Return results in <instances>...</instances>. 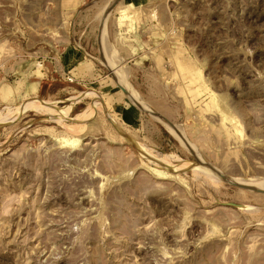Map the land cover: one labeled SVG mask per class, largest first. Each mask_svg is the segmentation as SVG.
I'll return each mask as SVG.
<instances>
[{
    "label": "rangeland",
    "instance_id": "374dc122",
    "mask_svg": "<svg viewBox=\"0 0 264 264\" xmlns=\"http://www.w3.org/2000/svg\"><path fill=\"white\" fill-rule=\"evenodd\" d=\"M112 1L0 0V264H264V0Z\"/></svg>",
    "mask_w": 264,
    "mask_h": 264
},
{
    "label": "bare ground",
    "instance_id": "6f19581e",
    "mask_svg": "<svg viewBox=\"0 0 264 264\" xmlns=\"http://www.w3.org/2000/svg\"><path fill=\"white\" fill-rule=\"evenodd\" d=\"M113 2V1H112ZM111 2V3H112ZM110 3V2H109ZM108 3V5H110ZM107 7V6H106ZM131 99V98H130ZM90 111H91V109H90ZM89 113V112H88ZM160 121V120H159ZM162 123V122H161ZM164 127L166 128V129H168L169 131H171L172 132V135H174L175 137H177V140H180L181 138H178L179 136H176V135H178L177 133H179V131H178V128H176L175 126H173V127H170V126H168L167 124H165L164 123ZM178 131V132H177ZM171 134V133H170ZM180 135V134H179ZM183 137V136H182ZM176 139V138H175ZM184 140V139H183ZM182 141V140H181ZM180 142V141H179ZM185 143H187L186 141L183 143V144H185ZM142 147L140 146V149H141ZM143 149V148H142ZM143 151H145V150H143ZM144 153V152H143ZM147 155V154H146ZM151 157V156H150ZM153 157V156H152ZM166 158V159H165ZM167 158L168 157H164V159H162V160H164L163 162H165V160L167 161ZM170 159V158H169ZM200 161V163H201V165H205L201 160H199ZM162 162V163H163ZM167 162H169V161H167ZM158 163H160V162H158ZM162 163H160V164H162ZM166 163V162H165ZM164 163V164H165ZM166 164H168V163H166ZM169 164H171V163H169ZM195 170V169H194ZM173 171V170H172ZM205 171H207V170H205ZM216 178V177H215ZM217 179V178H216ZM255 184V183H254ZM248 185V184H247ZM250 185H252V184H250ZM249 186V185H248ZM253 186V185H252ZM257 186V185H256ZM259 187H261L260 189H263V191H264V186L262 187L261 185L259 186Z\"/></svg>",
    "mask_w": 264,
    "mask_h": 264
},
{
    "label": "water",
    "instance_id": "95a60500",
    "mask_svg": "<svg viewBox=\"0 0 264 264\" xmlns=\"http://www.w3.org/2000/svg\"><path fill=\"white\" fill-rule=\"evenodd\" d=\"M117 1H118V0H115V1L110 5L109 10H111L113 7H115V5L117 4ZM156 117H157L158 119H160L163 123L167 124L168 126L173 127V125H172L171 123H169L168 121L164 120L162 117H160V116H156ZM130 143H131V145L134 146V148L137 149V145H136L133 141H130ZM195 164L198 165V162L195 161ZM163 168L166 169V170H168V171H170V168H168V167H166V166H163ZM222 179H224V178L222 177ZM256 191H257V192H261V191H258V190H256Z\"/></svg>",
    "mask_w": 264,
    "mask_h": 264
}]
</instances>
